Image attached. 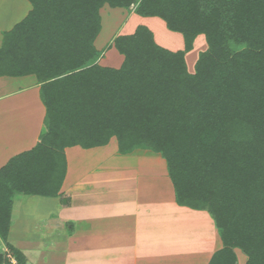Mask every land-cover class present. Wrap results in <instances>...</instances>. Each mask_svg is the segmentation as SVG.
I'll return each instance as SVG.
<instances>
[{
    "label": "trees",
    "instance_id": "trees-1",
    "mask_svg": "<svg viewBox=\"0 0 264 264\" xmlns=\"http://www.w3.org/2000/svg\"><path fill=\"white\" fill-rule=\"evenodd\" d=\"M28 1V15L3 34L0 76L36 75L46 131L0 169V236L17 193L58 195L66 148L115 137L122 154L159 153L176 201L211 214L222 247L210 264H239L238 251L245 264H264V0ZM105 5L160 17L184 49L138 25L112 42L122 66L100 65ZM202 34L192 73L185 55Z\"/></svg>",
    "mask_w": 264,
    "mask_h": 264
},
{
    "label": "crops",
    "instance_id": "crops-1",
    "mask_svg": "<svg viewBox=\"0 0 264 264\" xmlns=\"http://www.w3.org/2000/svg\"><path fill=\"white\" fill-rule=\"evenodd\" d=\"M14 3V12L22 9L19 3L25 12L9 26L1 24L0 17V48L4 32L32 8L28 0ZM100 34L95 40L99 64L121 67L124 56L115 47L122 57L113 51L108 56L121 34L103 47L98 44ZM187 54V68L193 73ZM41 86L34 74L0 76V169L36 147L46 131ZM112 143L116 149L108 154L105 150ZM107 145L65 149L66 174L57 196L17 194L10 234L17 242H27L18 248L35 264H210L222 247L218 228L207 210L176 201L166 160L146 149L122 154L115 137ZM101 150L105 153H98ZM30 205L49 208L50 217L46 214L38 222L40 212L27 210Z\"/></svg>",
    "mask_w": 264,
    "mask_h": 264
},
{
    "label": "rangeland",
    "instance_id": "rangeland-1",
    "mask_svg": "<svg viewBox=\"0 0 264 264\" xmlns=\"http://www.w3.org/2000/svg\"><path fill=\"white\" fill-rule=\"evenodd\" d=\"M19 1L20 0H12V2H8L7 0H0V17L3 18V22L1 24L3 25L8 24L6 26H9V24L12 22L16 23L18 19L20 18L19 17L20 14H24L25 8L21 6L20 3L18 4L19 5L18 7L22 9L18 12H16V10L15 12L13 11V9L15 8V4H16L14 2H19ZM134 9H135V6H131L130 8H112L109 5H105L101 9L103 31H101L100 40L98 42V44L101 47H103L105 45L104 42L109 41V39L112 36L116 34L119 35V34H125V33L131 34V32L134 31V29L138 25H145L153 31V34H155L156 42L162 47L172 50V51H176L181 48L184 49V37L181 33L168 29L165 21L161 19L160 17H146V16H141L139 14H132ZM10 13L13 14V16L12 15H10L9 17L5 16V15H9ZM7 20H9V22H6ZM206 46L207 45H206L205 36L203 34L199 35L194 44L193 49L189 51L187 54V63H188V67L190 70L194 71L196 59L199 53L202 50H204ZM110 51H113L114 53H116V55H118L119 57H122L121 54L114 48V46H112V48L109 49V53H108V56L112 57L110 54ZM113 61L114 60L110 61V63ZM115 143H112L111 145H107L108 148L105 151H108V154H111V151L116 149L114 148L116 145ZM98 153L104 154L105 152L101 150V152H98ZM69 154L71 156V160L73 164V162L75 161L74 155H73L74 150H70ZM17 194H21V193H17ZM17 194L15 195V197L17 196ZM15 197L13 198V201L11 199L12 206H10V211H12L13 213L15 210V206L17 205V202L14 203V201H16ZM28 209L29 211L35 212V214H37V212H40L39 213L40 217L36 219L38 222L41 221L42 219L43 220L46 219V214H48V212L49 214H51L50 213L51 211H49L50 210L49 208L38 209L35 205H30V207L27 206V210ZM49 214L47 215V218L50 217ZM53 214L56 215V213H53ZM34 218H36V216L31 218V221ZM16 240L17 239L12 238L10 234V230H9V235L7 236L6 239H3L0 236V255H1V261H2L1 263L2 264H32V263L35 264L36 263L35 261L33 262L31 258L29 259L25 255V253L21 249L18 248L19 246L23 247L25 244H27V242L26 243L17 242ZM238 254L240 257L239 264H245V262L247 261V257L240 251H238ZM29 260H31L30 263H29Z\"/></svg>",
    "mask_w": 264,
    "mask_h": 264
}]
</instances>
